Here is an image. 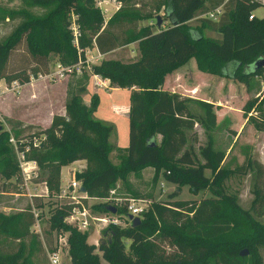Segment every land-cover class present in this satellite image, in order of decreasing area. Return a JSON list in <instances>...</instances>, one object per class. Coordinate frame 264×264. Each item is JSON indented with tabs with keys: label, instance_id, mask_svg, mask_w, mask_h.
Masks as SVG:
<instances>
[{
	"label": "trees",
	"instance_id": "obj_1",
	"mask_svg": "<svg viewBox=\"0 0 264 264\" xmlns=\"http://www.w3.org/2000/svg\"><path fill=\"white\" fill-rule=\"evenodd\" d=\"M115 1L120 6L105 22L95 0H21L25 7H38L45 12L38 16L25 9L0 12L2 17L18 15L22 18L0 41V79L5 83L13 80L24 83L27 72L33 75L46 72L50 53L62 66L82 59L83 51L93 47L105 56L87 71L82 69L80 75L85 82L78 81L65 102L64 116L53 115L46 128L17 122L16 128L7 130L0 125V192L25 194L16 152H22L24 160L33 161L40 170L29 182L42 183L46 189L45 196L31 197L25 208L14 213L0 212V239L13 243L11 247L6 246L9 248L6 252H0V264H34L25 250V241L42 238L43 234L48 238L53 232L66 233L68 264H102V261L106 264H194L202 261L205 264L208 257L217 264H260L256 248L264 245V228L232 197H224L225 203L213 198L195 202L173 199L175 193H170L165 205L155 203L151 208L157 214L178 215L184 210L183 205H187L184 211L188 216L180 224L162 225L153 235V231H144L143 227L149 223L148 218H142L144 212L135 226L129 224L122 229L108 224L100 229L97 245L86 241V232H79L62 221L70 204L49 202L59 191L60 167L76 160H83L86 166L75 172L73 178L87 197L93 199H104L117 180H124L128 173L145 167L153 169V178L161 169L166 182L186 185L192 193L218 186L225 178L220 167L223 153L213 151L207 140L198 148L202 163L195 160L183 131L191 130L196 123L187 108L191 99L162 90L161 85L165 75L190 58L197 60V67L212 74L226 76L225 70L229 68L230 76L241 82L259 76L264 70L252 71L250 67L256 58L264 57V17L252 15L248 19L259 7L255 0H213V7L221 5L222 10L216 20L196 18L205 0H155L147 8L142 3V9L130 8V5L139 8L134 0ZM157 15L160 25L155 30L149 25L134 27L136 21L150 20ZM71 16L78 32L76 45L69 29ZM194 18L198 24L191 26L189 22ZM165 19L169 24L163 28ZM126 23L131 27L130 32L122 36ZM204 29L218 37H204L201 34ZM130 43L136 45L137 52L131 60L107 57L112 54L111 50ZM17 46L23 47L31 68L8 72V56ZM89 75L107 80L110 87L130 89L124 149L110 141L115 135L114 125L93 116L98 97L91 94L87 105L82 101ZM197 105L204 124L215 127L213 105L205 101H197ZM257 129L264 128L257 126ZM20 133L25 135L22 137ZM154 135L160 137L158 143ZM9 137L14 146L8 144ZM33 138L38 141L36 145L32 143ZM111 152H116V163L109 159ZM248 166L249 161L243 162L237 170L244 173ZM204 168L209 169L210 177L203 174ZM254 194L252 212L255 203L263 205L264 210L261 190L255 189ZM43 197L48 200L44 202ZM46 204L52 206L48 209L46 229H40V234L31 233L29 228L40 218ZM107 206L102 203L100 213H109ZM31 209L36 211L35 218ZM119 212L125 213V208H115V213ZM123 240L129 241L130 253L124 250ZM153 240H165L173 250L168 253L154 250L157 245ZM241 247L247 250L245 256L238 255ZM48 248L47 252L53 250V246Z\"/></svg>",
	"mask_w": 264,
	"mask_h": 264
},
{
	"label": "rangeland",
	"instance_id": "obj_2",
	"mask_svg": "<svg viewBox=\"0 0 264 264\" xmlns=\"http://www.w3.org/2000/svg\"><path fill=\"white\" fill-rule=\"evenodd\" d=\"M259 3V7L252 11L255 17H264V0H255ZM134 2L139 4V8L130 5L131 9H142L140 6L142 3L145 4L147 8L150 4H154L155 0H134ZM133 2V3H134ZM106 7L102 5V9L105 11L102 13L103 22H105L108 17L112 14L111 12H106ZM213 0H205L204 7L202 11L196 15V18H206L205 13L213 10ZM20 9H25L27 12L34 16L41 15L45 12V9L38 7H25L21 0H0V12L2 11H17ZM146 10L145 8H143ZM161 16L162 13L160 12ZM192 19L189 24L194 26L198 24L197 19ZM22 21V18L18 15L13 17H2L0 15V41L7 37L11 31ZM154 17L150 20L136 21L134 27L138 28L142 25H149L151 30H155ZM169 24L168 20L162 22V26H167ZM161 26V27H162ZM129 23L123 26L122 36H125L130 32ZM201 34L204 37L217 38V34L208 30H202ZM128 46L127 50H117L116 53L109 54L107 57L119 58L120 60H131L137 56L136 45ZM123 53L126 58H123ZM86 56H95L96 51L93 53L85 51ZM105 56H101L103 58ZM100 58V59H101ZM57 62V58L53 54H48L47 56V69L53 70V64ZM97 63V62H96ZM197 60L190 58L183 66L180 72L179 84H175V87L170 85L173 81V73L165 75L164 81L161 85V89H171L173 87L174 91L182 93L181 96L186 92L183 89L197 85V90L193 94L194 99L187 102L188 111L193 114L196 123L192 126L191 130H183L186 136V145L190 147L195 156V160L202 163V159L198 154V148L203 146L207 140L210 141V147L213 151H220L223 153V160L221 162V169L225 174V178L220 182L218 186L205 187L196 193H192L186 185H174L166 182L162 177V170L158 169L154 178L152 177L153 169L151 167L141 168L135 172L128 173L124 180H117L111 189L114 190L112 197L119 198L121 200L132 198L140 199L146 204V211L143 215V219L148 218V224L144 226V231H153L155 235L162 225L166 226H177L188 216L185 209L187 205H183V209L178 215L171 214L170 212H160L156 213L152 211L153 204L165 205L169 200L168 195L170 193H175L173 199L181 201H199L204 198H213L215 201H223L224 197H232L235 199L236 204L243 210H246L251 214L253 219L264 228V210H262L263 205L254 204V211L252 212V200L255 197L254 190L260 189L262 195L264 196V129L259 130L258 127L264 128V89L260 87L259 82L248 77L244 81H239L238 79L232 78L230 76V71L227 68L225 73L226 76H220L217 74H212L207 70H204L201 66L197 67ZM31 63L25 56L23 47L17 46L13 51L10 52L7 60V71H14L21 68L30 69ZM95 62L92 60V64ZM86 71L88 69H85ZM80 74L78 76L68 75L66 79L56 81V82H37L32 86L24 87L21 89L10 91L4 89L3 80L0 79V125L9 130L10 128H16V123L20 122L25 124L27 122H32L39 118H44L45 109L49 105L51 112H57L58 110H63L65 102L73 89V87L78 83V81L85 82L86 79ZM67 82L66 96L63 100L62 95H60V90L64 88ZM52 88V95L49 96L41 95V92L46 91V89ZM255 88L258 90L254 93ZM189 93V92H188ZM180 95V94H179ZM191 95V94H190ZM225 98L227 100L228 106L231 107L232 113L236 116L226 115L224 120L223 116L215 114L218 118V123L215 127L209 128L202 121V111L197 105V101H209L216 104L219 100ZM215 107V105H213ZM217 109H222L221 106L216 105ZM219 112V111H218ZM245 119L244 125L239 130L238 138L232 139V137H225L226 132H233L238 128L237 122ZM27 125V124H25ZM232 129V130H230ZM12 135V132L10 133ZM23 137L25 134L20 133ZM160 137L154 135V141L159 142ZM111 142L115 141V135L110 138ZM231 142V143H230ZM8 144H10L8 142ZM110 160L112 162H117L116 152H111L109 154ZM249 161V166L244 173H239L237 167L243 162ZM86 166L84 162V167ZM76 167V164H67L61 168V188L64 189L65 185L71 180L72 169ZM72 168V169H71ZM70 169V170H69ZM69 170V171H68ZM257 171V175H256ZM36 172L40 174V170L37 168ZM66 173H69V178L67 180ZM203 174L206 177H210V171L207 168L203 169ZM60 180V178H59ZM44 185L38 183L34 185L32 182H26L25 194L15 195L6 192H0V212L3 214L14 213L20 209L25 208L29 205L30 195H46L42 194L44 191ZM89 198V197H88ZM48 198L43 197V201L46 202ZM55 201L57 204L64 199H58V197H51L49 202ZM88 205L92 207V211L95 214H101V207L103 199H93L89 198L87 201ZM53 205V204H52ZM110 205V203H108ZM52 207L51 205H44L41 210L40 218L37 223L32 225L29 230L31 233H37L40 229H46L47 223L46 218H48V209ZM262 210V212H261ZM109 212V211H108ZM110 213V212H109ZM105 214V213H104ZM107 214V213H106ZM118 218V227L125 229L129 226L126 220L121 217L120 213H113ZM139 218V219H142ZM156 226V227H154ZM100 231V230H99ZM98 231V237L99 233ZM42 233V232H41ZM86 241L89 238L95 237V232L90 230L86 233ZM43 238V239H42ZM32 238L25 241V250L28 251L30 255V260L34 264H49L47 257L48 247L53 246V233L47 238L44 234L43 236ZM150 241V237L148 238ZM238 238H235L237 240ZM158 240V239H157ZM153 242L157 245L153 249L163 250L164 253L172 251V247H169L165 240ZM124 250L130 253L129 241L123 240ZM13 245L12 242H6L0 239V252H6ZM97 245V241H96ZM245 249L241 247L240 250ZM66 249H62L58 253V264H68L67 255L65 253ZM246 250V249H245ZM256 256L260 260V264H264V245H259L256 248ZM248 263V262H247ZM102 264H106L102 261ZM194 264H202L197 262ZM205 264H217L211 257L206 258Z\"/></svg>",
	"mask_w": 264,
	"mask_h": 264
},
{
	"label": "built area",
	"instance_id": "obj_3",
	"mask_svg": "<svg viewBox=\"0 0 264 264\" xmlns=\"http://www.w3.org/2000/svg\"><path fill=\"white\" fill-rule=\"evenodd\" d=\"M108 2V0H95V6L100 10L101 14L105 11V8L102 9V5H104ZM119 6H115L114 10H117ZM221 5H218L213 8V10L205 13V17L210 20H216L217 17L221 13ZM252 13L250 16H248V19H251ZM254 16V15H253ZM74 17L71 16V24L69 29L71 30L72 35V41L76 45V39L78 36V32L76 30L75 24L73 22ZM85 51L89 52V49H85L83 51V58H78L77 61L71 65L62 66L59 63H56L53 67V70H47L44 73H36L35 75L31 74L30 72H27V81L24 83H20L17 80L10 81L9 83L3 82L4 89H8L10 91L19 89L24 84H31L36 80H45V81H54L57 79L64 78L68 75H79L81 74L82 69H89L90 64H92V60L96 63L100 58L101 54L96 51L95 56H86L84 55ZM263 78L260 80V86L264 89V71L262 72ZM256 77V76H255ZM258 77V76H257ZM8 142L10 145L14 146V141L12 137H9ZM33 145H36L38 141L33 138L32 139ZM27 150V147L24 149ZM16 158L18 162V166L21 171V176L23 179V185L26 189V182H29V179L31 177L35 176L36 173V165L33 161H26L24 160L23 153L22 152H16ZM71 173V180L65 185L64 189H60L55 197H58V199H64V201L59 202L58 204H70V209L68 211V214L62 219V221L69 226L73 227L79 232H88L91 228H94L95 231H99L103 227H105L108 224L118 225L119 221L118 218L113 213H101V214H95L90 205H88L87 201L88 198L85 192H81L80 189V183L76 181L73 178V174L75 172H79L82 170L81 167L77 166L72 169ZM42 184V183H41ZM43 185V184H42ZM45 189V187H44ZM46 189L44 191L45 194ZM114 194V190L110 189L108 191L107 196L103 199V202L108 205L110 203V206H113L114 208L118 207H124L125 213L120 214L121 217H123V220H126L128 224H130V219L128 216L132 217H138L140 218L141 214L146 211V204L144 201L140 199H132L127 198L124 200H121L116 197H112L111 195ZM17 195V194H15ZM40 197L45 195H30L29 196V203L31 197ZM54 197V198H55ZM33 216L35 218L36 211L31 209ZM37 223V221L35 222ZM39 234V231H36ZM63 248H67L66 245V233H59L56 234L53 232V250L51 252H47V257L49 264H58V253Z\"/></svg>",
	"mask_w": 264,
	"mask_h": 264
},
{
	"label": "crops",
	"instance_id": "obj_4",
	"mask_svg": "<svg viewBox=\"0 0 264 264\" xmlns=\"http://www.w3.org/2000/svg\"><path fill=\"white\" fill-rule=\"evenodd\" d=\"M116 5L120 6L117 1L108 0V2L104 5V6H107L106 7V12L114 13L116 11V10H114V7ZM162 27L164 28L165 26H162ZM132 44L133 43L118 47L116 49L111 50L109 53H113L114 54V53L117 52V50H120V49L129 51L128 46H133ZM95 51H97L95 47L89 49V52H91L93 54H94ZM101 56H103V54H101ZM123 58H126V56H124V53H123ZM117 59H119V58H117ZM56 63L53 64V67H54V65ZM183 66H185V65H183ZM183 66L179 67L177 70L172 72L174 77H173V81H171V83H169L170 85L173 84V86L175 87V84L176 85L179 84V80H180V75L179 74H180V72L182 70L181 68ZM47 70H50V69H47ZM73 76H75V75H73ZM76 76H78V75H76ZM66 78H67V76L64 77V78H61V79H57V80L51 81V82L60 81V80L66 79ZM262 78H263V76H262V73H261L258 77L254 76V78H252V79L258 81L259 82L258 85H260V80ZM37 82H48V81L36 80L33 83H31V84L27 83V84L22 85L19 89L24 88L26 86L30 87L33 84L37 83ZM67 87H68V85H67V82H66L65 85H64V88L62 90H60V95H62L63 100H64V98L66 96ZM162 90H165V91L170 92V93L180 94V96L182 94V93L174 91L173 87L170 90L169 89H167V90L166 89H162ZM196 90H197V85L191 86L189 88L187 87L186 89H183V92L185 91L186 92L185 94H189V95H184V96L189 98V99H194L193 94L196 92ZM53 91L55 92V89ZM53 91H52V88H48V89H46V91L44 90V92H41V95L43 94V95L49 96L50 94L52 95ZM129 91H130V89H128V88L110 87L108 85L107 80L101 79V78H99L96 75H89L88 79H87V82H86V85H85V93L82 95V101H83V103L85 105L88 104L89 96L91 94H95L98 97V104H97V107L95 108V111L93 112V116L95 118L99 119V120L107 121V122H110V123H112L114 125V127H115V141H114V144L119 149H124L127 146V134H128L127 110H128ZM257 92H258V90L255 88L254 93H257ZM199 101H203V100H199ZM205 102H209V101H205ZM209 103H211L212 105H215V107H213L214 108V113L218 114L220 116H223L224 120L226 118V122L230 121V119L228 120L226 115H230V117L232 115L236 116L237 112L234 111L235 113H232L233 111H232L231 107L228 106L227 100L225 98H222L216 104H214L212 102H209ZM216 105L221 106L222 109H217ZM53 115L64 116V108H63V110H58L57 112H51L50 111V107L48 105L47 108L45 109L44 118L37 117V119L35 121L27 122L25 124L31 125V126L40 127V128L43 129V128H46L49 125ZM217 121H218V118H216V116H215L216 125L218 123ZM244 123H245V119H243L242 121H238L237 122L238 128H236V130L234 131L235 133L226 132V130H225V132H224L225 133V137L229 136V134H230V137H232V139L238 138L239 130L244 125ZM230 130H232V129H230ZM109 159H110V157H109ZM112 163H115V162H112ZM69 164H76V167L79 166L82 169L84 168V161L83 160H76V161H73V162H71ZM63 167L64 166H61L60 170H59V178H60L59 188L62 187L61 186L62 180H61V172L60 171H61V168H63ZM66 175H67V180H68V178L70 177L69 173H66ZM34 185H37V184H34ZM44 191H45V189H44ZM44 191H42V192L44 193ZM90 231L91 232H93V231L95 232V237L94 238H89V240L87 242L96 245L98 232L95 231L94 228H91ZM64 251L66 253V250H64ZM66 255H67V253H66ZM67 260H68V256H67Z\"/></svg>",
	"mask_w": 264,
	"mask_h": 264
},
{
	"label": "water",
	"instance_id": "obj_5",
	"mask_svg": "<svg viewBox=\"0 0 264 264\" xmlns=\"http://www.w3.org/2000/svg\"><path fill=\"white\" fill-rule=\"evenodd\" d=\"M155 20V27H159L160 25V19L159 16H155L154 17ZM250 67L252 68V71H255L258 68H264V57H258L256 58L251 64ZM153 144V143H151ZM81 192H84V189L82 187H80L79 189ZM107 211H109L110 213H114L115 212V208L113 206L108 205L107 206ZM128 218L130 219V224L131 226H135L139 223V218L138 217H132V216H128ZM247 254V250L242 249L238 252L239 256H245Z\"/></svg>",
	"mask_w": 264,
	"mask_h": 264
}]
</instances>
